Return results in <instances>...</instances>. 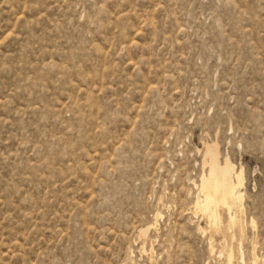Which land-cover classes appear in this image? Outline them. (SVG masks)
Returning <instances> with one entry per match:
<instances>
[{
  "label": "rangeland",
  "instance_id": "1",
  "mask_svg": "<svg viewBox=\"0 0 264 264\" xmlns=\"http://www.w3.org/2000/svg\"><path fill=\"white\" fill-rule=\"evenodd\" d=\"M212 159L244 176L229 235L194 210ZM230 246L264 264V0H0V264Z\"/></svg>",
  "mask_w": 264,
  "mask_h": 264
},
{
  "label": "bare ground",
  "instance_id": "2",
  "mask_svg": "<svg viewBox=\"0 0 264 264\" xmlns=\"http://www.w3.org/2000/svg\"><path fill=\"white\" fill-rule=\"evenodd\" d=\"M207 164L209 165V174L204 173L201 177L200 184L198 185L199 193L196 198V201L194 202L195 203L194 210L195 212H201V214L209 220L213 228H215L218 231L221 230L224 233H227V235H229L230 229H227L229 231L228 234V232L224 230L222 224L223 212L227 211L229 213L230 221L232 224L234 225L236 224L235 226H237V223L240 224L242 219L240 215L244 213V208H243L244 193L240 190V187L242 186L244 179L243 172L237 171L236 167H233L232 165H230V163L229 164L227 163L226 165L224 164V166H222L218 164L214 159L210 160ZM208 165L205 164V166ZM252 223H254V220H252ZM225 228H227V226H225ZM233 228L235 230V227ZM143 232L147 233V230H144ZM234 233L233 235L231 234L232 236H230L233 240L237 238V236H235ZM226 249L228 248L226 247ZM229 249L230 251L229 253H227L228 255H226L228 257L227 263L226 261L225 263L233 264V259L235 258L236 252L235 249L232 247ZM236 250L238 251V249ZM223 253L225 254V252ZM253 255H254L253 257L254 264H257L258 257L255 254V252L254 254H252V256Z\"/></svg>",
  "mask_w": 264,
  "mask_h": 264
}]
</instances>
